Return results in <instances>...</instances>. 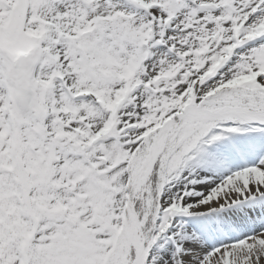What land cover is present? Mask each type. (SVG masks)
Returning <instances> with one entry per match:
<instances>
[{
	"label": "snow or ice",
	"instance_id": "snow-or-ice-1",
	"mask_svg": "<svg viewBox=\"0 0 264 264\" xmlns=\"http://www.w3.org/2000/svg\"><path fill=\"white\" fill-rule=\"evenodd\" d=\"M0 264H264V0H0Z\"/></svg>",
	"mask_w": 264,
	"mask_h": 264
}]
</instances>
